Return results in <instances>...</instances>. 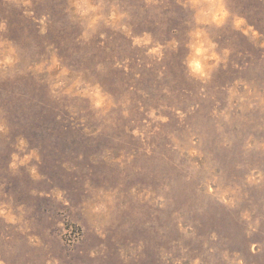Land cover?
Segmentation results:
<instances>
[{"label":"rangeland","instance_id":"obj_1","mask_svg":"<svg viewBox=\"0 0 264 264\" xmlns=\"http://www.w3.org/2000/svg\"><path fill=\"white\" fill-rule=\"evenodd\" d=\"M0 264H264V0H0Z\"/></svg>","mask_w":264,"mask_h":264},{"label":"clouds","instance_id":"obj_2","mask_svg":"<svg viewBox=\"0 0 264 264\" xmlns=\"http://www.w3.org/2000/svg\"><path fill=\"white\" fill-rule=\"evenodd\" d=\"M224 15H227V13H224ZM205 51V49L203 48H200V49H197V53L198 54H202L203 52ZM209 58H215V54H213L212 57H209ZM192 67L194 68V70H196L197 72H200L203 74V65L201 64V62L199 60L195 61L193 64H192ZM101 103V101H98L97 102V106H99V104Z\"/></svg>","mask_w":264,"mask_h":264}]
</instances>
